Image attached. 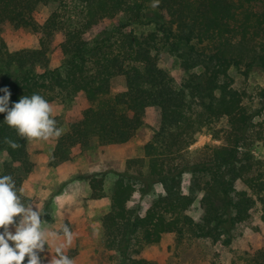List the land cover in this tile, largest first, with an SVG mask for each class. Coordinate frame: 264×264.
Masks as SVG:
<instances>
[{"label": "trees", "instance_id": "obj_1", "mask_svg": "<svg viewBox=\"0 0 264 264\" xmlns=\"http://www.w3.org/2000/svg\"><path fill=\"white\" fill-rule=\"evenodd\" d=\"M57 1L0 0V89L11 91L9 106L34 93L50 103L83 93L90 104L57 139L51 162L70 159L77 146L125 144L144 126L150 107L161 111L144 158L130 159L117 173L111 208L102 219L106 248L116 251L122 264H150L133 255L170 233L178 243L207 238L230 244L238 225L259 201L264 203V108L252 111L249 94L234 86L231 75L232 69L246 77L256 67L264 69V0H160L156 8L163 14L151 10L153 0H78L83 8L78 21L56 11L39 23L37 8ZM120 16L125 23L88 41L91 29ZM146 22L155 30L146 35L124 31ZM7 23L40 33L39 45L10 50L2 36ZM59 33L62 59L55 65L52 44ZM161 50L176 57L186 73L181 84L161 66ZM118 76L126 78L127 89L112 94ZM259 95L264 99V88ZM5 115L0 114V151L10 162L0 176L11 175L23 188L35 164L29 140L4 123ZM206 131L224 143L205 147L204 156L194 160L189 147ZM6 137L21 147L13 150ZM257 144L262 156L256 155ZM187 173L192 175L188 193L183 190ZM85 178L92 198L104 197V178ZM238 182L245 188L239 189ZM155 185L164 192L144 214L129 207L136 192L148 193ZM199 195L204 213L197 221L189 210ZM23 197L31 201L24 192ZM249 264H264V248Z\"/></svg>", "mask_w": 264, "mask_h": 264}, {"label": "rangeland", "instance_id": "obj_2", "mask_svg": "<svg viewBox=\"0 0 264 264\" xmlns=\"http://www.w3.org/2000/svg\"><path fill=\"white\" fill-rule=\"evenodd\" d=\"M82 6L78 0H60L48 5L41 4L36 11V20L43 24L53 12L66 15V19L78 21L82 14ZM152 11L158 10L151 8ZM154 17L152 14H150ZM124 17L106 19L100 25L91 29L86 38L93 41L105 31H112L120 24L125 23ZM125 32L134 31L139 35H146L155 30L153 23H134ZM2 36L12 51L25 48H35L39 45L41 34L31 28H16L7 23L2 28ZM63 34L59 33L52 44L54 64H59L62 59L60 44ZM160 64L168 70L181 84L186 73L181 69L176 57L167 51L159 53ZM235 79L234 86L246 91L249 96L246 103L252 111L264 108V99L259 91L264 88V69L256 67L246 77L236 69L231 70ZM127 89L126 78L118 76L113 80L112 94L123 92ZM54 109V117H58L60 127L67 131L70 123L80 120L83 111L90 106L85 95L80 93L72 100L51 102ZM263 117H264V110ZM260 120L261 117H256ZM161 122V111L158 107H150L145 115V124L137 132L135 137L125 144H111L101 146L94 143L89 147L77 146L71 152L70 159L56 164L51 162V156L55 149L57 139L49 141L29 140V152L35 166L27 175L23 192L31 198L46 220L53 226V230L62 233V228L67 224L76 234L70 246L65 247V254L76 258L77 264H122L120 255L109 250L104 245L103 216L111 208V194L119 172L126 170L130 159L144 158V147L157 133ZM223 139H215L209 132L198 134L195 143L189 147L192 158L198 159L204 156L207 146H220ZM256 155H263V147L260 144L254 146ZM10 162L4 151H0V172L4 165ZM104 178L103 187L105 195L102 198H92L90 180L87 176ZM192 175L185 174L183 178V190L190 191ZM237 187L244 189L242 182ZM161 185H155L148 193L136 192L129 202V207L137 209L144 214L155 199L163 194ZM59 197V199H57ZM199 195L195 204L190 208L189 214L195 220L200 221L203 209ZM14 231V229H13ZM65 243L63 239L49 240L45 251L40 253L42 264H50L55 255V247ZM264 248V203L258 202L251 213V217L238 225L230 244L214 242L211 239L187 238L183 243H178L173 233L164 236L158 244L146 245L141 248L136 258H144L150 264H249L250 259L259 250ZM137 249V247H136ZM27 264V257L25 259Z\"/></svg>", "mask_w": 264, "mask_h": 264}, {"label": "clouds", "instance_id": "obj_3", "mask_svg": "<svg viewBox=\"0 0 264 264\" xmlns=\"http://www.w3.org/2000/svg\"><path fill=\"white\" fill-rule=\"evenodd\" d=\"M160 0H153L152 7L159 6ZM0 114H6L4 123L27 140L49 141L60 138L65 129L57 125L52 104L39 94L22 96L12 103L11 91L0 89ZM4 143L13 150L21 144L6 137ZM59 199V197H57ZM39 207L25 201L23 188H18L11 175L0 176V264H42L40 253L45 251L49 240L61 238L65 243L55 247L50 264H77L75 257L65 254V247L75 239V233L65 224L62 233L53 230L46 220L42 221ZM18 218V219H17ZM14 229V231H13ZM50 251V250H49Z\"/></svg>", "mask_w": 264, "mask_h": 264}]
</instances>
